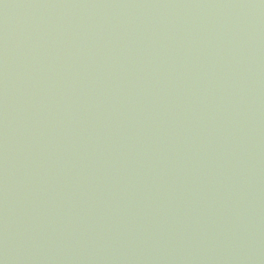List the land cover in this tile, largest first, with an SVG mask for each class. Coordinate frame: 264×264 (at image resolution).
<instances>
[{
	"label": "water",
	"instance_id": "95a60500",
	"mask_svg": "<svg viewBox=\"0 0 264 264\" xmlns=\"http://www.w3.org/2000/svg\"><path fill=\"white\" fill-rule=\"evenodd\" d=\"M0 264H264V0H0Z\"/></svg>",
	"mask_w": 264,
	"mask_h": 264
}]
</instances>
